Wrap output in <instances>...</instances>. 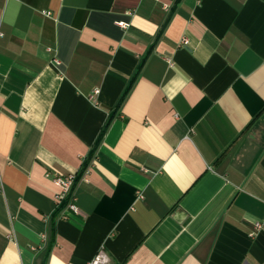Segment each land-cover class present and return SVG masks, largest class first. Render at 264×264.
<instances>
[{
    "label": "crops",
    "instance_id": "1",
    "mask_svg": "<svg viewBox=\"0 0 264 264\" xmlns=\"http://www.w3.org/2000/svg\"><path fill=\"white\" fill-rule=\"evenodd\" d=\"M0 33V264H264V0H0Z\"/></svg>",
    "mask_w": 264,
    "mask_h": 264
},
{
    "label": "built area",
    "instance_id": "2",
    "mask_svg": "<svg viewBox=\"0 0 264 264\" xmlns=\"http://www.w3.org/2000/svg\"><path fill=\"white\" fill-rule=\"evenodd\" d=\"M45 16H50L49 12L43 11L42 12ZM117 25L121 28H125L128 26L126 22L120 21L117 22ZM1 35V33H0ZM53 62L55 64H58V60L54 59ZM169 66L172 65L170 59H168ZM98 91H93V95L90 96V99L93 101V96ZM47 176H50L53 184H55L58 187V192L54 195V202L57 206L64 205V209L61 212L60 217L65 218L66 214L65 212H70L73 214H78V208L75 204V199L73 195V187L75 184V175L74 174H68V175H60L58 173H54L53 175H49L47 173ZM258 226V224H256ZM87 264H109V259L107 255L102 251L99 250L97 253L92 257L90 261H88Z\"/></svg>",
    "mask_w": 264,
    "mask_h": 264
},
{
    "label": "trees",
    "instance_id": "3",
    "mask_svg": "<svg viewBox=\"0 0 264 264\" xmlns=\"http://www.w3.org/2000/svg\"><path fill=\"white\" fill-rule=\"evenodd\" d=\"M140 67H141V64L139 65L138 70L140 69ZM137 72H138V71H137ZM136 74H137V73H135V75H136ZM132 82H133V79L131 80L130 85L132 84ZM130 85H129V86L127 87V89L124 91V94L122 95V97H121V99H120V102H122V99H124V97L126 96L128 90H129V88H130ZM108 124H109V120L106 121L104 127H103L102 130H101V133H103V132L105 131V129L107 128ZM93 151H94V149H92V150L89 152V154L87 155V157L83 160L82 166H85V165L87 164V162L91 159V156H92V154H93ZM77 179H78V173H76V175H75V181H76ZM61 206H64V205H61Z\"/></svg>",
    "mask_w": 264,
    "mask_h": 264
}]
</instances>
